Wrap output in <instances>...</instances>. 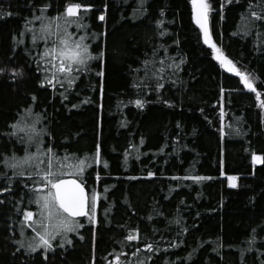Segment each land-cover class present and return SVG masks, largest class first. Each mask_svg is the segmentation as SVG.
Listing matches in <instances>:
<instances>
[{
    "label": "trees",
    "instance_id": "trees-1",
    "mask_svg": "<svg viewBox=\"0 0 264 264\" xmlns=\"http://www.w3.org/2000/svg\"><path fill=\"white\" fill-rule=\"evenodd\" d=\"M77 2L91 5L80 10L87 27L69 31L86 33L97 59L65 92L42 83L46 45L32 35L47 23L35 17H56ZM209 2L214 43L251 74L264 100V21L244 32V18L264 14V0ZM145 60L154 64L141 79ZM161 61L163 72L153 75ZM0 68V161L24 155L12 125L36 113L37 128L47 129L44 146L58 155L101 149L100 163L89 160L82 177L89 194L100 193L94 218L79 219L84 227L68 235L72 243L54 241L46 259L44 249L17 243L27 244L31 232L24 209L38 217L25 187L32 181L0 163L7 173L0 188L10 189L0 192V264H117V255L120 264H264V107L204 45L191 0H0ZM13 68L22 75L13 77ZM227 176L238 178L235 187ZM135 230L140 239L127 241Z\"/></svg>",
    "mask_w": 264,
    "mask_h": 264
},
{
    "label": "snow or ice",
    "instance_id": "snow-or-ice-1",
    "mask_svg": "<svg viewBox=\"0 0 264 264\" xmlns=\"http://www.w3.org/2000/svg\"><path fill=\"white\" fill-rule=\"evenodd\" d=\"M191 2L193 6V19L203 33L204 43L211 45L216 53V58L221 64L227 67L229 72L235 71L236 75L241 77L245 86L256 93V99L260 101V106L264 107V100L261 99V93L257 91L253 83L254 78H250L251 74L242 72L237 68L235 63L224 55L222 49L212 42L209 15L213 9L209 0H191ZM228 2L231 3V0H228ZM47 7L48 5L44 6L45 9ZM257 7L261 6L257 5ZM89 8H91L90 4L77 2L68 4L65 11L59 13L56 17H35L36 20L47 21V23H41L39 35H32L34 44L38 41H44L46 45L45 51L40 53V60L43 61L44 66L41 67L38 61L37 67V71L47 74L42 83H47L52 88L59 86L67 92L74 87L80 74L89 70L90 61L97 59V56L90 51V45L87 43L88 35L86 33L78 34V32L69 31L73 24L76 25L78 30L87 27V25L81 23L83 15H81L80 10L84 9L87 11ZM252 8V3H249V9L251 10ZM99 18L103 20L104 15H101ZM244 19L246 21L244 32L248 34L251 28L257 26V21H264V14L261 11L251 10L250 16ZM158 23L163 22L159 21ZM164 34V32L160 33L161 36ZM100 55L102 56L103 53ZM160 63L161 68L157 72H154L153 75L163 72V61ZM143 64L145 77L141 79L148 77L150 71L148 66L154 64V61L145 60ZM171 66L168 65V67ZM4 71V68H0V73ZM11 72L13 77L17 74L22 75V73H17L15 68ZM98 75L103 77V71L99 72ZM161 79L163 77H159L156 80L155 87L157 90L164 87V84L160 82ZM133 86L139 89L141 84L136 83ZM144 87H148V85L145 84ZM60 95L67 99L64 92H61ZM129 103H132V101H129ZM134 103L136 106L143 108L145 101L136 99ZM165 103L169 102L165 101ZM73 107H76V105H73ZM29 114H31V110H29ZM35 115L37 119L31 123L18 120L12 125L13 132L10 135L16 136L22 144L27 145L24 155L17 156L13 154L0 161V163H3L7 168H11L13 176H27L32 181L31 184L25 182V187L33 192V198L29 200V203H34L38 206L39 218H34L36 213L33 211L24 209V220L31 221L27 227L32 229L34 236L31 238V242L27 244L24 241H17V243L21 247H26L30 252H36L41 248L44 249L46 259L47 250H54V241L58 238L68 244L72 243L67 234L72 232L78 234V229L84 227L78 219L79 217H88L90 220L94 218L100 193L92 191L89 194L86 192L85 182L82 177L86 171V167L89 166V160L91 163H100L101 149L99 144H97L95 153L91 157L85 158H80L74 153L67 152L62 156L58 155L52 146H44L43 136L47 133V129L37 128V124L40 123L41 114L36 113ZM32 148H35V151H32ZM253 158L257 161L261 159L256 155ZM103 163L107 167V161ZM0 175L7 176V173H0ZM66 175L75 178L65 179ZM148 175L153 176L154 173L149 172ZM8 179L11 180V177H8ZM97 179H99L98 173ZM192 179L201 180L210 178L197 176L192 177ZM230 179L235 181L237 178L231 177ZM232 186L235 187V183ZM9 190V188H0V192ZM135 231V235L130 233L126 237L127 241L140 239L138 230ZM253 231L255 232V230ZM21 234L23 235V229ZM254 240L255 237L253 236L252 242ZM60 247H63V243L60 244ZM143 247L148 250L153 249L151 243H145ZM139 251L140 249L137 248L136 252L132 253V255H136ZM120 259V255L115 257L117 264H120ZM136 264H144V261L137 260Z\"/></svg>",
    "mask_w": 264,
    "mask_h": 264
},
{
    "label": "rangeland",
    "instance_id": "rangeland-1",
    "mask_svg": "<svg viewBox=\"0 0 264 264\" xmlns=\"http://www.w3.org/2000/svg\"><path fill=\"white\" fill-rule=\"evenodd\" d=\"M212 53H213V56H214V58L217 60V62L219 63V65L224 69V70H226V71H228V68L227 67H225L223 64H221V62L216 58V53L214 52V50H212ZM229 72V71H228ZM230 73H233V74H236L235 73V71H233V72H230ZM240 77V76H239ZM241 78V77H240ZM243 81V80H242ZM249 89V88H248ZM231 177H236V176H227V180H228V184L231 186V187H233L232 186V184L233 183H235V185H237V180H238V178L235 180V181H232L230 178ZM39 218V216L37 217V219ZM30 235H29V237L26 239V243H29V242H31V238L34 236V233L32 232V229H30ZM70 233H68L67 235H69ZM57 240H60L59 238L57 239Z\"/></svg>",
    "mask_w": 264,
    "mask_h": 264
},
{
    "label": "water",
    "instance_id": "water-1",
    "mask_svg": "<svg viewBox=\"0 0 264 264\" xmlns=\"http://www.w3.org/2000/svg\"><path fill=\"white\" fill-rule=\"evenodd\" d=\"M194 22H195V21H194ZM195 24H196V23H195ZM196 26H197L198 29L200 30V28H199V26H198L197 24H196ZM209 28H210L211 40H212V42H214V41H213V38H212L210 19H209ZM200 32H201V30H200ZM201 35H202V40H203V43H204V37H203V33H202V32H201ZM204 45H205L207 48L213 50L210 44H205V43H204ZM72 178H75V177H65V179H72ZM85 190H86V192H88V190H87L86 187H85ZM88 193H89V192H88ZM84 218H86V217H79L78 219H84Z\"/></svg>",
    "mask_w": 264,
    "mask_h": 264
}]
</instances>
